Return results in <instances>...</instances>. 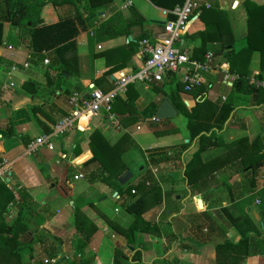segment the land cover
I'll list each match as a JSON object with an SVG mask.
<instances>
[{
	"label": "crops",
	"instance_id": "1",
	"mask_svg": "<svg viewBox=\"0 0 264 264\" xmlns=\"http://www.w3.org/2000/svg\"><path fill=\"white\" fill-rule=\"evenodd\" d=\"M247 2L264 6V0H196V13L188 22L186 32L176 45L191 57L198 58L203 52L213 53L214 62L211 69L201 76V84L207 85L210 89L207 99L217 102L232 95L233 104L238 107L234 113L236 119L233 121L229 118L225 123L222 133L223 144L245 138L248 147L257 136H264V92H259L254 97L245 93L237 94L232 90V84L236 79L224 80L225 73H229L230 69L224 54L232 48L242 47L248 33ZM96 12L93 26L81 32L76 38L77 73L75 75L67 73L63 81L58 78L56 70L48 69L50 62L43 63L46 57L51 61L54 52L48 51L47 56L33 54L28 49V38L22 35L21 28L12 31L9 44L0 46V130L12 124L16 132V135L7 137L0 134V170L3 171L2 175L5 174L4 172L8 175V188L12 186L11 180H14L15 189L25 187L29 192L37 191L42 187L43 176L48 180L52 178L53 212H51L53 216L47 221H51L53 226L62 231L72 229L69 223L73 213V203L92 201V206L82 209L97 226V231L86 248L89 250L95 248L96 260L92 264H112L111 260L115 251L126 248L122 253L125 257H130L133 250L132 245L123 244L118 236L107 235L108 225H120L118 222H122L124 218L121 217L117 219L118 222H115L103 213L107 206V195L110 194L111 198L117 199L114 198L117 193L102 183L89 182L88 175L98 168L97 163L82 169L81 165L77 168L73 162L82 155H86L83 163L92 159L91 135L99 132L106 146L111 150L114 149L112 147L117 146L114 151L108 153L113 160L117 159L120 153L118 151H121L120 161L127 167L126 170L132 173V179L128 183L136 184L138 180L148 177L149 172L155 176L156 172L163 171L173 178L183 175V171H180L176 165L181 160H189L190 153L195 150V147H192L190 152L179 155V146L188 142L187 118L183 114L177 111V115L169 119L168 124L164 125L169 134L162 136L161 141L155 146L143 147V145L147 142L146 140H150L148 138L155 139L149 124L164 100H168L172 105L178 103L179 108L188 114L195 106L196 99L188 93L174 92L175 83L181 81L182 74L166 75L162 82L140 84V98L136 101L140 104V110L138 112L134 110L136 111L134 117L137 118L135 123L125 126L121 122L120 118H127V113L121 116L112 111L119 127H115L107 120L105 112L94 116L85 115L63 133L55 134L53 131L54 149L51 154L41 147L39 151L27 155L24 142L32 140V143L34 138L44 134L37 119L54 129L59 121L70 116L72 107L69 101L75 94L85 99L94 89L108 91L114 86L115 79L121 75L127 76L139 71L144 60L139 43L144 38L155 41L163 37L164 24L171 20L167 11L153 6L149 0H106L97 6ZM42 14L41 17L45 20L41 22L43 24L57 21V14L52 6H46ZM172 14L174 15L173 12ZM210 15L213 20L217 19V28L214 26V29L207 31V22L202 17ZM138 16L143 19L142 22L137 21ZM209 24L214 23L209 22ZM103 25L104 29L97 36L96 32ZM197 34H204V37ZM239 43L243 44L237 47ZM103 47L109 51L119 50L121 53L119 61L117 57L107 60L104 57ZM235 60L238 67L247 73L248 86L251 85L252 78L256 76L264 79V72L260 69L259 52L239 54ZM25 64L27 67L24 66ZM42 68H45V71L41 74ZM112 70H115L114 74L109 73ZM28 82L45 85L46 91H42L41 87L33 93L25 87ZM26 101L32 104L20 106ZM31 106H39V108L33 112ZM18 110L21 111L18 113ZM147 119L151 133L139 135L132 133L134 127L137 131H141L140 121ZM50 121H53V124ZM39 130L41 134H35ZM76 149H78L77 153ZM162 150L168 152L169 157L159 163L154 154ZM231 156V152L226 151L224 146L203 152L199 159L202 164L196 169V175L199 179L215 176L218 179L215 175L218 170L214 168L215 165L214 167L211 165V162L214 159L223 161L232 158ZM141 158L146 163L145 167L139 166ZM65 164L75 170L74 175H70L69 178L64 175ZM203 164L205 167L202 166ZM131 165L140 167L136 178L130 169ZM79 174L83 175V178L75 179L74 177ZM249 178V174L246 173H235L232 176L233 181L230 180L229 184L234 186L233 198L229 196L226 186L212 180L215 178L210 180L202 193H196L192 197L189 194L183 200L184 208L181 212L167 222L170 227L173 225L174 229L162 235V242L167 249L163 261L165 260L167 264H215L214 244L220 242L224 234L231 241L237 242L241 234L250 227L257 229L264 240V176L260 175L257 178V186L253 190L244 192L241 188L242 183L247 190L250 189ZM74 182H83V184H77V187ZM184 187H188L187 180L177 184L176 191L181 190L178 194L183 195ZM122 199L124 200L118 197V206L123 202ZM198 200L201 201L200 205ZM160 201L161 213L164 209L163 196ZM56 202L62 203L56 205ZM222 209L225 212H221ZM203 212L208 214L209 220L201 216ZM240 212L246 220L233 226L230 221L240 216ZM148 214H150L149 211L142 214L147 221L149 220L145 216ZM211 222L216 225L213 226ZM220 224L221 230H218L217 225ZM166 226L164 225V228ZM172 232L179 236L176 242H172L174 240ZM142 237L145 249L142 254L143 259L150 262L153 258H158L159 255L153 253L156 250L154 243H159V237L150 234H144ZM88 249H86L87 252ZM245 264H264V256L249 257Z\"/></svg>",
	"mask_w": 264,
	"mask_h": 264
},
{
	"label": "trees",
	"instance_id": "2",
	"mask_svg": "<svg viewBox=\"0 0 264 264\" xmlns=\"http://www.w3.org/2000/svg\"><path fill=\"white\" fill-rule=\"evenodd\" d=\"M186 0H149V2L158 8H161L168 12L170 19H174L175 16L172 12L176 8H181ZM106 2V0H0V46L9 44L12 39V31L21 28L22 35L28 38V49L33 54H41L42 52H54V56L50 61L49 69L56 70L58 78L63 81L64 76L61 72H66L70 75L77 73L76 64V51L77 42L76 38L81 32L86 31L88 28L93 26V22L96 19L97 12L96 8L99 4ZM46 6H52L55 13L57 14V21L52 23H41L45 22L42 19V13ZM247 27L248 33L245 36L244 45L240 48H232L224 55L227 58V62L230 65L229 73L232 75L237 74L238 78L232 84V90L237 94H249L254 95L259 92H264L262 89H256L253 85L248 86L247 73L240 69L236 63V58L240 54H248L250 52H259L260 54V69L264 72V6L255 5L252 2H247ZM196 10L191 15V18L195 15ZM135 14V13H133ZM203 20L207 22L206 30H212L217 28V19H212V15L203 16ZM138 22H142L141 17L136 18ZM214 23L213 25L209 22ZM10 27L9 33L6 35L5 26ZM104 25L100 26L97 36L100 35ZM200 37H204V34H197ZM72 53L71 57L68 58L67 54ZM112 57H117L118 61L121 58L119 50H111ZM206 52L200 53L198 58L192 57L193 59L202 60ZM109 59V55L106 57ZM115 72L112 70L109 73ZM169 76L172 74H168ZM132 85V84H131ZM130 86V85H128ZM127 86V87H128ZM27 89L36 92L37 88L35 84L26 83ZM207 85L200 84L195 86L190 91L184 90V83L177 81L175 83L174 92L188 93L196 99L195 106L191 109L190 113H184L178 103H173L178 113L183 114L186 118V130L188 132V142L182 143L179 147V155L190 152L189 160H181L177 166L180 171H183V175H180V180L185 182L187 185L184 196L180 199L184 200L189 194L194 196L196 193L200 194L207 188L210 180H216L219 185L226 186L229 196L233 198L234 186L229 184L232 176L237 174H248L250 178V189L244 186L242 183V190L245 192L253 190L257 186V178L260 175L264 176V136H257L252 143L247 147V141L245 138H239L232 141L229 144H223L222 133L224 130L225 123L230 120L236 119L234 115L238 107L233 104V96L230 95L223 101H210L207 99L209 92ZM31 93V94H33ZM127 100L122 101L123 104H119L117 97H115L112 111L119 115H125L128 117L123 119L120 118L121 122L125 126H129L137 121L134 117L135 109L131 108L132 102L137 98L138 94L134 92L131 87L127 88ZM171 99V97L169 98ZM121 101V100H119ZM39 106H31V110H37ZM22 110V109H21ZM21 110H18L19 113ZM47 119V118H46ZM44 134H51L53 127L48 126L43 121L36 120ZM168 120H161L158 122L151 121L149 126L153 129V134L156 137H162L169 134L166 129H158V125L168 124ZM53 124V121H50ZM0 134L4 137L16 135L13 125L9 124L5 129L0 130ZM30 141V140H29ZM25 141V148L31 143V141ZM195 144V145H194ZM224 146L226 151L231 152V157L226 160H216L211 162V165H215L218 179L215 177H206L199 179L196 175V169L200 167L201 160L200 156L203 152L211 149ZM90 147L93 151L92 159L83 163L86 160V155H82L73 162V165L78 167L81 165L82 169H87L94 163L98 164V168L90 172L88 180L90 183H102L109 188L116 191L120 198H124L122 207H124L125 214L132 217V222L129 225L125 237L129 245H132V256L130 257H119L118 252L115 251L112 264H123L126 260L130 264H157L155 258L151 262H145L142 260V254L144 252L143 241H139L138 237L144 234H152L156 231V225L162 224L165 218H172V214L177 216L179 212L184 208H176L175 200L171 197L177 195L174 188L167 193L163 194L160 189L159 182L149 172V176L140 180L136 184L128 183L124 187L120 186L117 182V177L124 172L127 167L120 161V152L117 159L113 160V157L108 155L114 151L117 146H114L113 150L106 146L102 135L99 132H94L91 135ZM193 147V148H192ZM108 149V150H107ZM76 153L78 149L75 150ZM238 157V158H237ZM83 163V164H82ZM205 167V165H202ZM184 169V170H183ZM69 176L74 175L75 170L65 165L64 175L66 173ZM247 179V178H246ZM67 182V181H66ZM134 192V193H133ZM15 194V195H14ZM12 193L7 187L5 181H0V255L7 256L9 263L6 264H21L20 257L21 252L25 249H31L33 241L21 242L20 238L26 233H33V224L40 227L44 222L53 216V213L49 210L47 205L45 207H38L35 203L33 196L29 190L25 187H19L16 193ZM17 196V199L15 198ZM164 197V209L159 215L158 223H150L143 219L142 214L148 207H152L155 203H159L160 199ZM10 202L12 205L17 207L16 217L10 224L4 222L5 207ZM93 205L92 201H85L83 203H73L74 212V224L77 230L81 231L83 239L77 237L76 244L74 246V257L77 255L78 260L83 264H89L86 260H82V256L85 253L88 242H90L92 236L97 231V226L93 223L90 218L82 211L84 207ZM39 208V211H37ZM225 212V210H220ZM42 213V215H40ZM173 216V217H174ZM202 217L208 219V214L203 212ZM209 220V219H208ZM246 220L243 217V213L240 212V216L231 220V224L234 226L240 222ZM214 226V222H211ZM217 229L221 230V224L217 225ZM220 234V232H219ZM154 235V234H153ZM176 242L179 238L178 234L172 233ZM4 237V239L2 238ZM155 236V235H154ZM142 237V236H141ZM140 245H143L142 247ZM5 246L8 254H2V247ZM167 251V249L165 250ZM215 251V264H245L247 258L252 256L262 255L264 256V240L257 229L250 227L241 234V238L237 242L231 241L224 234L222 240L214 244ZM52 252L55 250L52 248L49 255L52 257ZM6 258V259H7ZM40 264H43L42 262ZM70 264H76L70 262ZM125 264V263H124Z\"/></svg>",
	"mask_w": 264,
	"mask_h": 264
},
{
	"label": "rangeland",
	"instance_id": "3",
	"mask_svg": "<svg viewBox=\"0 0 264 264\" xmlns=\"http://www.w3.org/2000/svg\"><path fill=\"white\" fill-rule=\"evenodd\" d=\"M5 29H6L5 32L7 35L10 31V27L8 25H6ZM242 44L243 43H239L237 45V47L239 45H242ZM103 48L105 50L103 52L104 57H107L109 55V58H111L112 54L110 53V51L106 50L105 47H103ZM48 67H49V65H48ZM40 70H41V74H42V72L45 71V68H42ZM114 73L115 72L113 71L112 74H114ZM35 86H36V88L42 87L43 89H41V90L46 91L45 85L41 86L40 84L38 85L37 83H35ZM139 86H141L139 83H135V84L128 86V87H131L134 90V92H136L138 94L137 98L132 102V104L130 106L131 108L135 109L137 112L140 110V104H138L136 102L140 98ZM128 87H126L125 91H119L118 92L117 101L119 102V104H123L122 101L124 102L127 100L126 91H127ZM113 88H114V86L111 87V89H113ZM97 89H100V88H97ZM119 100H121V101H119ZM148 121H149L148 119L146 121L141 120L140 125H139L141 127V131H137L136 128L134 127V128H132V131H133L132 133L137 134V135L145 134V133H149V132L151 133V131L147 125ZM163 128H164V125H162V124L158 125V129H163ZM153 129H155V128H153ZM38 133L41 134L40 130L36 131L35 134H38ZM40 134H38V135H40ZM154 137H155V139L152 138L153 140H151V138H148L150 140H146L147 142L144 143L143 147H153V146H155V144H157L159 141H161L160 140L161 137H159V138H157L156 136H154ZM36 138H34V140ZM51 141L53 144V140H51ZM159 150H161V149H159ZM37 151H39V150H37ZM49 153L51 154V152H49ZM167 153L168 152L162 150L158 153H155L154 155L157 156L156 160L159 161V163H161V162L165 161L163 159H168L169 154L167 155ZM172 154H173V152L171 153L170 158L172 157ZM52 156H53V154H52ZM50 160H51V158H50ZM139 164H140L139 166H141V167H145V165H146V163L144 162V159H142V158L140 159ZM130 169L132 170V172L134 174V178H136V175H138V173H139L140 167H138L137 165H131ZM4 173H5L4 175L0 176L1 177L0 181H5L7 183L8 175L6 172H4ZM247 173L249 174V172H247ZM66 176L68 178L70 177L69 172H68V174L66 173ZM155 176H154L155 179L160 183L159 186H160L161 191L165 195H167V193L169 191H171L172 188H174V190H176L177 184L183 183L180 180V176L179 177L176 176V178H173L163 171L156 172ZM134 181L135 180H133V182ZM231 181H233V179H231ZM10 183H12V186H10L9 189L14 194V193H16V190H17L13 186L15 184V181L11 180ZM233 183L236 184V182H233ZM74 184H75V186H77V184H83V182H74ZM41 185H42V187L39 190L30 191V193L33 196V199L39 208L45 207L47 205V207L50 209V211L53 212V193H52L53 192V179L50 178L48 180V179H45V177L43 176V178L41 180ZM185 189L186 188L184 187L183 195L178 194L181 191V190H178V191H176L177 195L175 194L171 197L173 200H175L174 201L176 204L175 207L178 209L184 207L183 200L178 199V198L184 196ZM118 197H119L118 195L114 196V198H117V199H118ZM15 198L17 199V196ZM107 198H108L106 200L107 206H105L106 208H104L105 210L103 213L108 218H112L113 221H115V222H118L117 219L119 220V219H121V217H124L122 222H118V223H120V225L119 224L108 225L107 235H109V237H111L113 235L118 236L122 240L123 244H128L127 239L124 235H125V233H127L129 225L132 222V217L125 214L124 207H122V203L124 202L123 199H122L123 202L118 206L117 199L111 198L110 194L107 195ZM99 199H101V198H99ZM163 199H164V197H163ZM95 200H97V198H95ZM83 202L84 201H81L80 203H83ZM61 203L62 202H56L55 204L60 205ZM6 205L7 206L5 207L6 213L4 215V222L10 224L12 222V220L16 217L17 207L15 205H12L10 202H8V204H6ZM161 205L162 204L160 201L159 203H155V205H153L152 207H148V209H146V211H144V213H146L148 211L150 212V214L145 216V218L149 220L148 222L158 223V221H159V215L158 214L161 211ZM39 208H37V211H39ZM144 213H143V215H144ZM40 215H42V213ZM174 215L175 214H172V217ZM170 219L171 218L167 216V218H165L163 220L162 224L158 223L156 225L157 226L155 229L156 231H154L152 234H150V235L154 234L156 237H159V239H158L159 243L158 244L154 243L156 250H154V253H153L154 255H159L158 258L156 257L157 264H167L165 260L163 261V259L166 256L165 255L166 251H164V250H166V248L164 247V244L162 242V235L164 233L166 234L167 232H170V231H172V229H174L173 225H171V227H170V225L167 224L168 220H170ZM74 222L75 221H74V212H73V213H71V222L69 223L72 227V229L70 231H68V230L62 231L60 228L53 226V223L51 224V221H47V220L40 227H37L36 224H33V229L35 230V231H33V235L31 233H26L20 238V241L24 242V243L29 242V241H33V245H32L31 249L27 248L21 252V257H20L21 264H40L41 262L43 264H70V262H75L76 264H83V263H81L80 260H78L79 257L77 255L74 257L75 252L73 249H74V246L77 242L76 238L79 237V238L83 239V236L81 235V231L77 230ZM69 224H67V225H69ZM164 225L165 226L167 225L166 228H164ZM141 236L138 237L139 241H143V237H141ZM2 238L4 239L3 236H2ZM140 246H142V245H140ZM52 248L55 250V252H52L53 256L51 257L49 255V252L51 251ZM1 249H2V252H1L2 254H6V253L8 254V252H7L8 249H6L5 246H3ZM86 249H88V248H86ZM86 249H85L86 253H84V255L82 256V260H86L89 264H92L93 261L96 260L95 248L93 250L88 249V252L86 251ZM125 249L126 248H121L119 251H117L119 254V257H124L122 251ZM6 258H7V256L4 257V255L3 256L0 255V264H6V262L9 263V261H11V260H8V258L7 259ZM154 259L155 258L150 260V262L153 261ZM142 260L145 261L146 259H143V257H142ZM124 263L130 264L126 260H124L123 264ZM13 264H14V262H13ZM168 264H172V263H168Z\"/></svg>",
	"mask_w": 264,
	"mask_h": 264
},
{
	"label": "built area",
	"instance_id": "4",
	"mask_svg": "<svg viewBox=\"0 0 264 264\" xmlns=\"http://www.w3.org/2000/svg\"><path fill=\"white\" fill-rule=\"evenodd\" d=\"M196 7V0H186L181 8H176L173 11L175 18L168 20L164 24L163 37L155 41H150L147 38L141 40L139 47L144 60L139 71L127 76L121 75L118 79H115L114 88L109 91L94 89L85 99L75 94L69 101L72 107L70 116L55 125L54 133H63L67 128L72 127L74 122L82 119L85 115L94 116L100 112H105L107 120L113 123L115 127H119L120 125L112 112V103L118 92L125 91L126 87L131 84L139 83L145 85L152 82H162L163 78L168 74H182V82L186 92L200 85L202 83V74L211 69L214 62L213 53L207 52L202 60H197L183 52L176 45L186 32L191 15L197 10ZM41 54L47 56L48 53L42 52ZM49 62V58H44V64H49ZM24 66L27 67V64ZM231 78L237 79L238 76L225 73L224 80ZM251 85L256 89L264 90V79H259L256 76L252 78ZM152 121L158 122L159 120L153 117ZM52 138L53 132L48 135L42 134L38 136L26 147V154L35 153L41 147L53 152ZM2 172L0 170V176ZM74 178L80 179L83 178V175L79 174Z\"/></svg>",
	"mask_w": 264,
	"mask_h": 264
},
{
	"label": "water",
	"instance_id": "5",
	"mask_svg": "<svg viewBox=\"0 0 264 264\" xmlns=\"http://www.w3.org/2000/svg\"><path fill=\"white\" fill-rule=\"evenodd\" d=\"M71 53H69L67 55V57H70ZM63 76H67V73L62 72L61 73ZM32 103L30 101H26L25 103H23L20 106H27V105H31ZM177 115V110L176 108L168 101V100H164L161 105L157 108V110L155 111V115L154 117L157 118L159 121L161 120H168V119H172ZM132 179V173L129 170H125L124 172H122L118 177H117V182L119 183L120 186L124 187L125 185H127V183ZM104 199V197L102 198ZM101 199V200H102ZM179 199V198H178ZM198 204H201V201L198 200ZM132 249L130 248V251Z\"/></svg>",
	"mask_w": 264,
	"mask_h": 264
}]
</instances>
